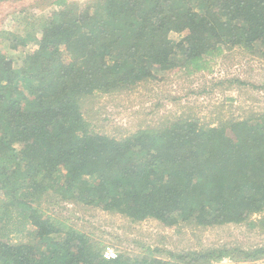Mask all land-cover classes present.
Segmentation results:
<instances>
[{"label": "trees", "instance_id": "obj_1", "mask_svg": "<svg viewBox=\"0 0 264 264\" xmlns=\"http://www.w3.org/2000/svg\"><path fill=\"white\" fill-rule=\"evenodd\" d=\"M48 3L8 39L13 50L38 41L34 53L14 58L0 48V264L264 259V245L227 244L117 249L106 259L111 244L42 207L71 201L133 223L203 229L264 223V111L215 125L183 119L113 134L96 131L89 116L93 98L130 93L172 71H212L227 51L264 58V0ZM14 233L34 238L12 243Z\"/></svg>", "mask_w": 264, "mask_h": 264}, {"label": "rangeland", "instance_id": "obj_2", "mask_svg": "<svg viewBox=\"0 0 264 264\" xmlns=\"http://www.w3.org/2000/svg\"><path fill=\"white\" fill-rule=\"evenodd\" d=\"M50 0H13L0 6V48L17 57L38 49V41L19 49L9 48V37L19 36L32 21V14L46 13ZM77 1L81 5L86 0ZM264 58L240 50L227 51L212 62V71L195 74L172 71L163 80L142 83L130 93L103 95L91 99L89 116L95 130L104 133H126L147 124L165 126L183 119L215 125L227 117H241L251 111H264ZM94 100V101H93ZM2 195L0 194V197ZM43 209L66 219L71 226L88 233L118 251L140 253L146 246L163 250H201L208 246L230 245L254 249L264 245V223L255 229L247 225L215 228L167 226L155 219L133 223L127 218L109 215L102 209L82 203L51 200ZM261 214L253 215L259 219ZM12 243L32 242V233H14ZM162 254V253H161ZM161 254H159L161 256ZM240 264H257L262 259L242 260ZM232 264L230 258L212 264Z\"/></svg>", "mask_w": 264, "mask_h": 264}, {"label": "built area", "instance_id": "obj_3", "mask_svg": "<svg viewBox=\"0 0 264 264\" xmlns=\"http://www.w3.org/2000/svg\"><path fill=\"white\" fill-rule=\"evenodd\" d=\"M119 252L117 249L111 245H108L103 251V255L106 259H114L118 256ZM257 264H264V259L260 260Z\"/></svg>", "mask_w": 264, "mask_h": 264}]
</instances>
